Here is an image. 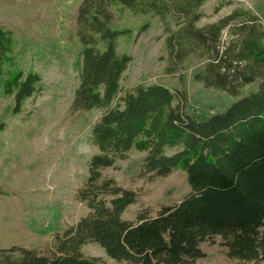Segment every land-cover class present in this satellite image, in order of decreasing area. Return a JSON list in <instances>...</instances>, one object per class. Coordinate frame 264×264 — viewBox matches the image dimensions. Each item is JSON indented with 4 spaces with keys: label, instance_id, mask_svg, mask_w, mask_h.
Returning a JSON list of instances; mask_svg holds the SVG:
<instances>
[{
    "label": "trees",
    "instance_id": "trees-1",
    "mask_svg": "<svg viewBox=\"0 0 264 264\" xmlns=\"http://www.w3.org/2000/svg\"><path fill=\"white\" fill-rule=\"evenodd\" d=\"M207 1L81 0L74 32L79 83L70 110L100 112L90 130L95 152L74 194L86 213L46 251L0 249V264H197L207 256L205 244L229 260L264 264V17L235 9L198 26ZM125 11L159 21L163 73L176 79L173 89L156 83L122 89L131 58L118 52V41L132 30L116 23ZM148 27L140 25L138 34ZM13 46V33L0 28V93L12 97L16 112L40 91L41 77L13 64ZM190 57L200 63L193 83L235 99L223 112L202 120L187 112ZM133 150L144 153L136 176L147 184L176 170L185 175L188 192L179 202L140 207L125 218L139 193L105 171ZM87 244L111 263L83 257Z\"/></svg>",
    "mask_w": 264,
    "mask_h": 264
},
{
    "label": "rangeland",
    "instance_id": "rangeland-1",
    "mask_svg": "<svg viewBox=\"0 0 264 264\" xmlns=\"http://www.w3.org/2000/svg\"><path fill=\"white\" fill-rule=\"evenodd\" d=\"M81 0H0V28L13 33L12 62L24 73L41 77V89L13 112V99L0 93V249L12 246L46 251L54 237L86 213L74 194L86 177L95 152L90 130L100 112H73L70 104L79 83L78 46L74 40L76 10ZM220 7L215 12V8ZM251 9L264 17V0H209L201 8L198 26L214 23L235 9ZM148 22L146 31L137 28ZM132 30L118 41V52L130 56L121 77L122 89L136 84H161L173 89L176 79L163 73L165 50L156 18L124 12L116 23ZM222 34H227L223 31ZM224 37V36H223ZM188 75L187 112L198 120L226 110L235 99L193 83L200 63L185 62ZM7 70L8 67L4 66ZM144 153L130 151L105 173L118 184L137 190L139 201L125 212L133 219L140 207L156 210L174 204L188 192L185 175L174 171L164 180L145 183L136 176ZM207 256L197 264H244L229 260L216 246H202ZM86 258L111 263L95 244L81 248Z\"/></svg>",
    "mask_w": 264,
    "mask_h": 264
}]
</instances>
